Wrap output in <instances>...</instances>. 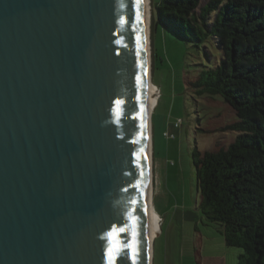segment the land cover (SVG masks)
Here are the masks:
<instances>
[{
  "label": "water",
  "instance_id": "95a60500",
  "mask_svg": "<svg viewBox=\"0 0 264 264\" xmlns=\"http://www.w3.org/2000/svg\"><path fill=\"white\" fill-rule=\"evenodd\" d=\"M152 96L146 0H0V264H149Z\"/></svg>",
  "mask_w": 264,
  "mask_h": 264
},
{
  "label": "trees",
  "instance_id": "16d2710c",
  "mask_svg": "<svg viewBox=\"0 0 264 264\" xmlns=\"http://www.w3.org/2000/svg\"><path fill=\"white\" fill-rule=\"evenodd\" d=\"M157 16L153 34L161 25L205 54L189 88L238 117L231 144L193 154L198 208L241 250L237 264H264V0H162Z\"/></svg>",
  "mask_w": 264,
  "mask_h": 264
},
{
  "label": "rangeland",
  "instance_id": "374dc122",
  "mask_svg": "<svg viewBox=\"0 0 264 264\" xmlns=\"http://www.w3.org/2000/svg\"><path fill=\"white\" fill-rule=\"evenodd\" d=\"M162 0H151V80L158 89V99L151 115L153 157V206L161 220V229L154 236L155 263L199 264L194 249L196 230L205 231L204 246H209L212 233L213 254L206 264L238 263L240 249L226 247L221 227L208 224L198 209L193 154L218 151L231 144L237 134L229 126L238 120L236 111L219 97H199L189 88L206 62L202 49L165 33L162 26L152 33L157 20V7ZM168 237V238H167ZM168 239V256L163 244ZM171 245V247H170ZM162 247L163 253L160 251ZM228 248V256L224 250ZM207 249V248H206ZM198 251H203L199 247ZM208 255V251L204 253ZM203 254V255H204ZM202 255V256H203ZM162 263V264H163Z\"/></svg>",
  "mask_w": 264,
  "mask_h": 264
},
{
  "label": "bare ground",
  "instance_id": "6f19581e",
  "mask_svg": "<svg viewBox=\"0 0 264 264\" xmlns=\"http://www.w3.org/2000/svg\"><path fill=\"white\" fill-rule=\"evenodd\" d=\"M147 2V25H148V71H149V85L152 91V104L150 106L149 111V120H150V188H151V200H150V253H149V264H151L152 258V243L153 238L160 231L161 228V220L158 214L155 212L153 203H152V129H151V115L155 108L158 99V89L152 83L151 80V34H150V27H151V0H146Z\"/></svg>",
  "mask_w": 264,
  "mask_h": 264
},
{
  "label": "crops",
  "instance_id": "0c3cea01",
  "mask_svg": "<svg viewBox=\"0 0 264 264\" xmlns=\"http://www.w3.org/2000/svg\"><path fill=\"white\" fill-rule=\"evenodd\" d=\"M153 157L154 156L152 155V176H153ZM152 185H153V191H154V182H153V179H152ZM152 198H153V194H152ZM204 234H206L205 231L202 232L200 229L199 230H196V233L194 234V249H195L196 256H197L198 260H200L199 264H206V260L207 259H211L212 254H213V251L212 250L215 249V246L213 245V240L214 239L212 237V233L211 232H208V234L211 236V238L207 240L208 243H210V244L207 247L204 246L206 244V242L204 241V239H205L204 238ZM161 235H163L162 232H160L159 237H157L156 239H155V237L153 238V243H152L153 244V246H152V264H156L155 263V255H156V247H155V245H156V242L161 239ZM200 246L203 247L202 254H201V251L200 252L198 251V249H199ZM168 247H169V243H168V239H167L166 242H165V244H163L164 253L162 251V247H160V251L165 255L166 258H167L168 253H169ZM170 247H171V245H170ZM226 249L227 250H224V253L225 254L227 253L226 255L228 256V253H229L228 252V248H226ZM207 251H208V255L207 254L205 255L204 253H206ZM162 263L163 262L160 260V264H162ZM163 264H167V260L166 259H165V261H164ZM224 264H228V263L225 261Z\"/></svg>",
  "mask_w": 264,
  "mask_h": 264
}]
</instances>
